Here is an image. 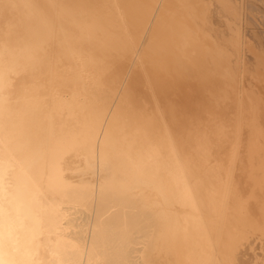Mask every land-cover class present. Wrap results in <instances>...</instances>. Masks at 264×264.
Masks as SVG:
<instances>
[{
	"label": "bare ground",
	"instance_id": "obj_1",
	"mask_svg": "<svg viewBox=\"0 0 264 264\" xmlns=\"http://www.w3.org/2000/svg\"><path fill=\"white\" fill-rule=\"evenodd\" d=\"M0 264H264V0H0Z\"/></svg>",
	"mask_w": 264,
	"mask_h": 264
}]
</instances>
